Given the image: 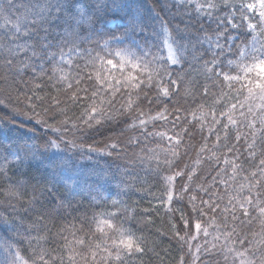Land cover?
<instances>
[{
	"label": "trees",
	"instance_id": "trees-1",
	"mask_svg": "<svg viewBox=\"0 0 264 264\" xmlns=\"http://www.w3.org/2000/svg\"><path fill=\"white\" fill-rule=\"evenodd\" d=\"M236 2L239 3V0ZM4 3L7 0H0V6ZM40 3L50 6L51 15L46 12V22L38 20L36 27L29 29L27 42H36L40 46L45 73L37 78L36 72L29 71L22 80L18 77V83L12 87L0 85V169H3L0 172V243L17 241L18 230L24 235L30 233L32 237L47 236V242L41 240L40 244L49 250L56 248L57 252L53 255L62 253L67 264L71 249H65V241L59 237L52 242V235L59 229L77 251L86 252L87 244L90 242L94 246L96 237L100 236L96 226L105 214L106 203L102 198L107 196L116 204L111 217L113 225L122 231L134 233L136 237L147 238L149 251L138 254L141 260L135 264H177L181 255H188V249L185 247L181 251L180 243L172 236L170 221L176 222L178 228L183 227L180 210L191 214L188 196L197 195L207 199V195L199 190V185L207 187L205 181L211 183L216 171L227 169L222 175L227 183H219L221 177H217V182L213 184V190L223 196V203L227 204L229 196L235 195L234 189L242 183H248L244 176L256 170L254 165L258 163L260 150L264 146L258 143L257 157L253 159L249 156L251 150L246 148L245 137L248 141L252 137L250 130L241 123L247 105L244 104V97L236 91L240 85L236 84V88L230 89L224 82L223 93L227 95L221 94L219 83L216 87L209 85L219 102H214L212 95L204 97L202 90L197 91L194 97H177L170 102L171 105L178 102L182 109L177 126H173L175 116L169 114L167 121H149L146 128L140 126L139 120L135 121L136 127H132L133 113L124 111L121 114V105L127 100L124 91L115 94L110 106L107 100L112 94L105 89L94 99L98 108L106 109L112 118H101L100 123L93 122L88 127L84 123L83 112L85 103L90 106V100L66 104L63 113L59 108L56 111L49 110V101L53 96L59 95L62 100L65 98L64 93L59 91L60 83L55 79L62 75L56 65H60L63 75L73 84V78L77 74L81 75L80 88H100L104 81H96L97 70L108 79L109 85L116 83L109 74L122 79L124 73L110 70L108 73V68L105 64L101 65L100 60H97L96 69L84 68L86 58L81 59L75 53L65 56V60H72L71 65L60 61L59 55L55 61L50 60V54L59 53V49L74 37L78 45L93 51L94 56L102 59L109 57L105 47L110 44L111 49H118L114 45L117 42L131 47L137 60L146 62L166 58L168 46H171L178 63L174 66L169 63L165 67L170 74L183 77L195 90L196 84L206 83L203 65L212 57H216L217 72L239 74L236 63L243 57L236 55L237 50L244 52L251 45L253 34L246 28L231 29L224 26V18L229 17L234 9L224 8L223 0H199L203 5V11L200 12H197L191 0H15V7L10 6V10L15 12L16 8ZM208 3H215L216 8H209ZM236 17L239 23L238 12ZM3 33V22L0 21V35ZM217 35L221 38L220 45L223 48L218 56L205 39L206 36H212L214 43ZM64 51L67 53L68 48L65 47ZM164 79L166 81L167 77ZM36 84L40 86L36 87ZM145 91L149 99L155 98L154 89L146 88ZM80 95L83 97L84 93ZM88 95L91 96V92ZM26 97H31L34 110ZM140 101H144L141 107L146 113L151 111L152 115H156L158 105L149 106L144 93L137 103ZM233 103L237 107L231 110ZM229 111L237 124H229L228 142L236 143L237 130L243 134L234 152H227L222 147L214 148L216 138L209 132L211 126L219 129L221 137H224L222 125L228 124V120L223 113ZM213 113L220 124L213 123ZM38 119L47 120L49 125L56 124L60 131H52L48 126L38 123ZM64 120L69 123H59ZM201 125L204 127L201 128ZM181 126L190 131L183 133ZM159 132L166 133L165 137L154 135ZM177 133L182 135L178 148L180 158H173L170 150L175 147ZM73 139L77 146L65 147L66 142ZM53 140L59 147L52 145ZM112 143L118 144V147H108ZM205 143L208 147L201 153L200 147ZM90 146L97 151H88ZM213 152L219 156V162ZM89 153L97 156L84 157ZM166 158L173 160L171 169L164 163ZM224 159L240 165L234 179H231V166L224 164ZM176 163L180 165L179 170L185 172L188 168L195 169L192 181L194 190L181 193V185L187 181L185 177L176 178L172 181L174 187L169 189L173 201L168 204L165 189L169 187V182L166 177L178 170ZM197 177L200 179L197 180ZM181 194L184 196L182 201L177 199ZM61 203L64 204L63 208H59ZM196 203H200L199 199ZM169 208L173 211H169ZM49 211L52 216L44 219L45 213ZM250 212L252 225H241L239 221L235 223L245 231L251 227L253 231L259 232V223L255 220L259 211L252 208ZM207 219L208 216H205L202 224ZM44 225H47L51 235L42 230ZM231 227L230 222L228 229ZM89 228L95 236L87 235ZM189 230L195 234L194 222ZM214 230L209 228L210 232ZM223 231L225 229L221 227L220 232ZM107 232L112 234V229H107ZM76 239H84L85 246L76 244ZM36 243L33 239V247H30L26 240H19L13 244V250L19 249L20 255L29 260ZM211 243L212 237L202 234L190 241L193 246H210ZM216 243L218 246L223 244V236ZM235 247L240 245L236 244ZM192 251L195 253L194 247ZM217 251L213 250L211 257L201 252L204 264H217V261L224 264L223 258L215 255Z\"/></svg>",
	"mask_w": 264,
	"mask_h": 264
},
{
	"label": "snow or ice",
	"instance_id": "snow-or-ice-1",
	"mask_svg": "<svg viewBox=\"0 0 264 264\" xmlns=\"http://www.w3.org/2000/svg\"><path fill=\"white\" fill-rule=\"evenodd\" d=\"M191 3L195 5L197 12L203 11V5L199 3V0H191ZM10 6L15 7V0H7V3L0 6V21L3 22L4 27V33L0 35V85L6 87L16 85L18 83L17 78L19 77L22 80L23 76L29 71L36 72L37 78L45 73L44 64L42 63L44 57L41 55V48L36 42L28 43L27 37L29 36V29L36 27L38 20L41 23L46 22V12L49 16L51 15L49 11L50 6L44 3L25 5L16 8L15 12L10 10ZM208 7L216 8V4L208 3ZM223 7L234 9L229 17L224 18L223 24L225 27L231 29L246 28L251 33H256L264 37V0H239V3L236 0H223ZM237 12L239 13V23L236 22ZM205 39L214 48L217 56L223 51L220 45L221 38L218 35L215 36L214 43L212 36H206ZM261 43H264V41ZM224 44L225 46L227 45V34L224 36ZM65 47L68 48L67 53L64 51ZM103 50L101 49V51ZM71 53H75L81 59L86 58L84 68L91 67L92 69H96L97 60H100L101 65L106 64L113 68L119 66L122 69L129 68V71L127 75L122 74V79L111 77V74H109L110 78L116 81L114 85H109L108 79L103 76L100 70H97L96 81H104L100 88L95 86L80 88L79 85L83 77L77 74L73 78L75 81V84H73L72 81L66 79L63 75V69L57 64L56 69L62 75L55 79L60 83L59 91L64 93L65 98L62 100L59 95L53 96L49 101L50 111H56L59 108V111L63 113L65 112L64 105L66 104L85 103L90 100V106L85 103L83 119L84 123L88 127H91L93 122L100 123L101 118H112L107 114L106 109L98 108L94 98L99 95V92L107 89L112 94L107 100V103L111 106L115 100V94L124 91L127 100L121 105V114L124 111L134 114L133 128L136 127V120H139L140 126L146 128L149 121H167L169 114L175 116V120L173 121V126L175 127L177 126L176 122L181 120L179 113L182 109L178 102L175 105H171V101L176 100L177 97L182 95H191L194 97L197 91L202 90L204 97L212 95L214 102H219L216 99V93L211 91L209 85L216 87L217 83H219L221 94L227 95L223 93L224 82H227V86L230 89L236 88V84L240 85L239 88H236V91L244 97V104L247 105L246 113H242L244 115V121L241 123L250 130L252 137L251 141H248L245 137L246 148L251 150L249 156L255 159L257 157V144L259 143L261 146H264V48L261 49L259 55L253 53L250 56L246 52L237 50L236 55L244 59L236 63V67L240 69L239 74L236 75L217 72L216 57L207 60L203 65L206 83L203 85L196 84L195 90H193L192 85L183 77L170 74L165 67L169 63L173 66L178 63V59L171 46H168L166 58H156L152 62L134 60L128 55L117 53L116 55L119 57V64H117L111 58V53H109L108 58L104 59L94 56L93 51L78 45L74 37L59 49V53H51L50 60L55 61L56 56L59 55L60 61L71 65L73 63L71 59L65 60V56ZM153 65H157L158 67H153ZM77 67L79 68V65ZM132 69L137 70L135 74L131 71ZM165 77H167L166 81L164 79ZM89 78H91V73H89ZM39 86V84H36V87ZM146 88L155 90V98L149 99L148 93L145 91ZM89 92H91V96L88 95ZM81 93H84L83 97L80 95ZM142 93H144L145 100L149 106L158 105L156 115H152L151 111L147 113L144 111L141 107L144 101L137 103ZM26 99L29 100L30 107H33L34 110L31 97H26ZM241 106L243 107L244 105L242 104ZM173 107L175 109L174 112H172ZM236 107L237 105L233 103L231 110L236 109ZM223 115L228 120V124L222 125V130L224 131L223 138L220 135L219 129H213L209 126V132L215 135L217 142L213 147H222L227 152H234L243 134L237 130L235 134L236 143L230 144L228 142L229 124L235 126L237 120L233 118L230 111L223 113ZM212 119L214 124H220V121L216 119L215 113H213ZM37 122L48 126L54 132L60 131L56 124L49 125L47 120L38 119ZM59 123L66 125L69 121L64 120ZM75 126L73 125V127ZM203 127L204 125H201V128ZM181 128L183 133L190 131V129L183 128V126ZM154 135H159L161 138H164L166 133L159 132ZM168 139L171 140L173 138L168 137ZM181 139V133H177L175 147L170 150L173 158H180L178 148ZM52 145L59 147L54 140L52 141ZM69 145L71 147L77 146L74 139L67 141L65 147ZM108 147L116 149L118 144L112 143ZM207 147V143L203 144L200 147V152L203 153ZM88 151H97V149L90 146ZM213 156L219 162L220 158L216 156L215 152H213ZM164 163L169 165L171 169L173 160L166 158ZM223 163L231 166L233 173L231 179H234L240 165L229 159H224ZM175 167L178 170L166 177V180L169 182V187L165 189L167 192L166 203L168 204H171L173 201V194L169 189L174 187L172 181L176 180V178H186L187 183H182L179 190L181 193H189L194 190L192 188V181L195 175V169L188 168L185 165L188 168L187 172L179 170V163H176ZM254 168L256 170L244 176V180L248 183H242L239 188L234 189L235 195L229 196L227 204L223 203V196L213 190V184L217 182V177H221L219 183H227L222 178V175L228 171L227 169L216 171V175L212 176L211 183L205 181L207 187L199 185V190L207 195V199L198 197L197 195L188 196L191 214H187L183 209L180 210V221H182L183 227L178 228L176 222L170 221L172 236L180 243L181 251L183 252L185 247L188 249V255H181L178 258L177 264H197L198 261L200 264H204L201 252L211 257L213 250L216 249L218 251L215 255L222 257L224 264H264V147L260 150L258 163L254 165ZM0 172H3V169H0ZM199 179L200 177H197V180ZM177 199L182 201L184 199L183 194L179 195ZM197 199L200 201L199 204L196 203ZM63 207V203L59 204V208ZM252 208L258 209L259 211V216L255 217V220L259 223V232L253 231L251 227H248V230L245 231L244 228H238V225L235 223L239 221L241 225H252L253 217L250 212ZM169 211H173V209L169 208ZM51 216L52 212L49 211L45 213L44 219ZM205 216H208V219L204 220L202 224L201 221ZM229 217L231 218L230 220ZM193 222L195 234H192L189 230ZM230 222L232 223V227L229 230L228 225ZM210 227L215 230L210 232ZM221 227L225 231L220 232ZM107 229H112V234H109ZM42 230L51 235L47 225H44ZM96 232L100 233V236L96 237L97 242L94 246L90 242L87 244L86 252L77 251L75 247L67 242V237L63 236L59 229L52 235V242H55L56 238L59 237L65 241L63 247L65 249H71L67 256V264H135L137 260H141V256L138 254L149 251L147 238L136 237L134 233L122 231L114 226L109 219H103L97 222ZM200 234L204 237L211 236L213 243L210 246L200 244L191 245L190 241L197 239V236ZM72 235L75 236V233H72ZM87 235L95 236V233H92L89 228ZM17 236L18 240L13 241V243H8L7 241L0 243V264H66L65 257L62 253L53 255L54 252H57L56 248L49 250L40 244L41 240L47 242V236L37 235L36 237H32L30 233L24 235L19 230L17 231ZM221 236L224 238V243L218 246L216 242L221 239ZM104 237H107V239ZM33 239L37 243L34 247L33 255L29 260H25L20 255L19 249L13 250V244L18 243L19 240H26L29 246L33 247ZM75 243L83 247L86 241L84 239H76ZM205 243L207 244V241ZM236 244H239L240 247H235ZM193 247L195 248V253L192 251ZM217 264H219V261H217Z\"/></svg>",
	"mask_w": 264,
	"mask_h": 264
},
{
	"label": "rangeland",
	"instance_id": "rangeland-1",
	"mask_svg": "<svg viewBox=\"0 0 264 264\" xmlns=\"http://www.w3.org/2000/svg\"><path fill=\"white\" fill-rule=\"evenodd\" d=\"M253 34V38H252V43L251 45L244 51L246 52L249 56L253 53L259 55L260 51L262 48H264V43H261L262 41H264V37L259 36L256 33H252ZM114 45L118 46L119 48H115V50L111 49V45L108 44L105 48L107 50L108 56L109 53H111V58H113L117 64H119V57H117V53H122L125 55H128L130 58L137 60V56L134 54L133 49L129 46H124L122 42H117ZM244 59V58H243ZM106 65V64H105ZM107 72L109 73V70L111 72H119L120 73H124L125 75L128 73L129 68H120L119 66H117L116 68H113L111 66L106 65ZM130 67V66H129ZM133 72V74H135V72L137 71L136 69H132L131 70ZM93 156H97L94 153H89L86 154L84 157L86 158H92ZM103 202L106 203L105 205V214L100 218L99 221L103 220V219H109L111 221V217L112 214H114V206L116 205L115 202L113 200H111L109 197H103Z\"/></svg>",
	"mask_w": 264,
	"mask_h": 264
}]
</instances>
